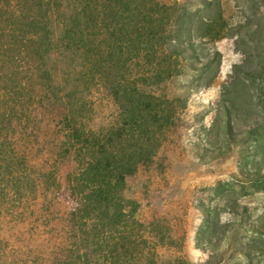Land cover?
<instances>
[{
    "label": "trees",
    "instance_id": "obj_1",
    "mask_svg": "<svg viewBox=\"0 0 264 264\" xmlns=\"http://www.w3.org/2000/svg\"><path fill=\"white\" fill-rule=\"evenodd\" d=\"M198 3L0 0V264H196L124 193L188 110L180 80L209 88L214 46L236 36L221 0ZM223 111L231 133L237 104ZM115 192L116 231L95 245L92 210Z\"/></svg>",
    "mask_w": 264,
    "mask_h": 264
},
{
    "label": "rangeland",
    "instance_id": "obj_2",
    "mask_svg": "<svg viewBox=\"0 0 264 264\" xmlns=\"http://www.w3.org/2000/svg\"><path fill=\"white\" fill-rule=\"evenodd\" d=\"M251 1L221 0L236 36L214 46L221 54L214 83L189 88L190 77L180 80L188 110L155 165L129 180L124 193L142 203L146 222H164L184 237L196 264H264V236L253 232L264 229V0ZM230 100L237 104L231 133L223 111ZM143 105L141 97L127 100L122 115L133 119ZM119 196L109 194L93 208L87 229L93 244L116 231L107 210ZM252 240L259 250L247 259L241 254Z\"/></svg>",
    "mask_w": 264,
    "mask_h": 264
}]
</instances>
